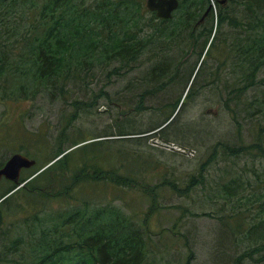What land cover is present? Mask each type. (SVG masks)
<instances>
[{
    "label": "rangeland",
    "instance_id": "rangeland-1",
    "mask_svg": "<svg viewBox=\"0 0 264 264\" xmlns=\"http://www.w3.org/2000/svg\"><path fill=\"white\" fill-rule=\"evenodd\" d=\"M140 1L145 7L147 0ZM263 1L253 0L251 9L249 0H232L226 6L210 0L206 7L213 2L214 13L220 9H237L241 16L239 22L248 25V28H237L243 34L241 43L246 46V40L250 37L255 39L259 30L264 32ZM77 2L81 4L82 0ZM98 2L86 0L81 8ZM258 3L263 4L261 9ZM134 12L137 26L131 31L139 33L138 40H152L154 44L131 64L132 68L126 67L124 61H107L105 58L100 61L93 58V67H83L77 59L73 60V68L65 75L68 79L59 83L64 88L62 95L55 90H46L51 88L38 82L21 79L16 63L22 58L24 42L21 43V39L26 34L28 22L16 11L8 17H1L3 27L0 34L3 38L0 40V53L8 51L4 56L14 72L0 80V167L15 154L34 159L37 164L23 171L21 180H24L45 167L61 151H66L63 157L67 156V165L75 164V167L69 171L56 165L48 169L54 173L49 176L51 185L46 177L38 184L49 187L52 196L49 199L39 192L24 191L7 199L1 209L4 218L0 221V259L10 255L2 261L12 264L15 259L23 258L22 255L28 257L27 242L32 240L34 244L47 234L46 231L54 232L52 229L60 220L71 221V224L57 231L54 238L64 234V243L69 247L80 240L75 237L73 221L60 219L59 214H74L84 208L83 204L75 200L73 194L71 196V190L63 197L56 198V195L66 191V187L76 179L74 175L84 169L89 172L91 167L96 171L114 172L144 185L126 188L124 192L109 187L106 196L99 193L104 189L87 185V193L80 196L82 201L89 203L103 199L84 208L91 217L102 210H114L141 232L148 246L144 264H264V250H258L264 246V185H260L253 174L264 172V161L256 148L251 149L258 127L264 130V66L259 73H254L250 86L245 76L252 67L245 64L243 68L239 53L235 55L236 59L230 60L228 52H217L215 56L222 54L220 59L223 62L219 75H212L217 62L206 59L207 63H213L210 76L207 74L209 67L205 65L201 70V64L186 93L188 82L169 87L171 93L176 92L178 96L180 91L184 95V101L171 119L155 130L156 126L164 123L170 110L156 117H146L137 132L129 135L147 132L146 136L141 141H127L121 138L125 136L121 134L128 130L121 108L124 86L127 79L145 78L144 75L159 61L156 58L162 47L159 42L165 40L163 37L158 39L160 34L156 29L159 21L155 13L146 7L143 13L139 10ZM38 13L33 16L36 18ZM7 28L15 29L19 35L8 39ZM171 51L167 50L169 58H173ZM201 79L206 83L205 87L196 86V97L201 99L196 105L195 100L190 101V108L183 112L193 86ZM23 85L28 89L11 91L26 88ZM221 88H224V97L220 94ZM244 88L243 92L241 89ZM75 112L76 118L69 123L71 114ZM259 112L262 114L257 116ZM64 130L66 137L63 139ZM241 147L248 148L245 154H231V150ZM213 152H218V156L208 166L204 180L200 181V168ZM191 177L198 179L197 184L188 195H181ZM164 180L178 184L179 191L162 186ZM261 180L264 183V175ZM233 181H236L232 186L236 193L228 196L224 186ZM95 183L100 186L108 181L95 180ZM9 184L4 182L0 185V198L10 192L13 185ZM95 189L99 192L91 194ZM97 231L101 237L111 238L133 234L132 228L112 220L98 226ZM21 237L26 248L22 247L14 257L7 249L13 240ZM79 250L72 249L67 256L76 258L73 262L66 260L65 264H78Z\"/></svg>",
    "mask_w": 264,
    "mask_h": 264
},
{
    "label": "trees",
    "instance_id": "trees-1",
    "mask_svg": "<svg viewBox=\"0 0 264 264\" xmlns=\"http://www.w3.org/2000/svg\"><path fill=\"white\" fill-rule=\"evenodd\" d=\"M97 1L99 2L86 8H81L86 4V0H82L81 4H79L77 0H0V10L3 11V13L0 14V28L3 27L1 17H8L7 15L14 11L20 13L23 19L26 18L28 22L26 34L21 39V43L24 42V51L20 55L22 58L16 63L19 65L17 71L19 75H21V79L23 78L26 81L32 80L36 84L38 82L40 85H45L44 87L46 88H51L46 90H55L62 95L64 93V88L60 87L59 83L68 79L65 75L73 68V63H71L73 60L75 61L77 59L78 63L83 67H93L95 65L94 61H92L93 58L99 61L101 58H105L107 61H124L126 67H131V64L141 58L145 51L154 44L152 40H138L139 33L131 31L132 27L137 26V22H134V18L137 17L134 10H139L142 13L145 11L146 5L144 7L142 1ZM186 1L187 4L185 8L190 11L182 13L176 20H159L157 18L159 26L156 32L158 30L160 34L158 35V39L161 37L165 39L159 42V45L162 47L159 48L161 52L156 57L157 59L159 58V61L156 62L157 64L151 67L147 74L144 75L145 78L139 77L127 79L126 81L123 89L121 108L124 110L123 116L125 117L124 120L127 122L128 130L126 134H121L125 135L121 138L127 141H130L128 139H137L136 141H141L140 139L146 136L145 134L147 132L138 133L139 135L137 136H129L130 132H137V128L141 127L142 120L144 121L146 117H156L170 110V115L164 123L158 127L156 126L154 128L155 130H159L161 128L160 126L171 119L184 100L180 91L177 96L176 92L171 93L172 89H169V87L179 86L181 82H190L198 60L201 59L206 49L208 44L207 37L204 36L199 39L194 38L196 31H194L193 28L196 26L204 11L211 6L209 5L208 8L206 7V3L209 2V0ZM220 1L221 0H216L217 4L220 5ZM231 1L232 0H227L226 5ZM252 3L253 0H249V9H251ZM262 5L263 4L258 3V8L261 9ZM35 13H38L36 18L33 16ZM168 25L170 26L168 27ZM258 28L260 27L258 26ZM7 33L10 37H8V39L15 38L19 35L15 29L10 30L7 28ZM202 33L206 32L204 31ZM178 36L179 38H177ZM254 37L255 39L250 37L248 41L246 40L247 44L245 46V43H241V38L231 36L226 39V46L223 50L216 52L210 51L206 55L207 59L209 58L218 64L215 71H212V75H219L220 68L223 65L220 59L222 54L217 57L215 56L217 52H228L230 60L235 59V55L239 53L243 68L245 64H247L249 68L252 67L250 73L245 76L246 83H250L251 86L254 73H259V70L264 66V32H260L259 30ZM2 38L3 36L0 34V40H2ZM1 46L7 47L6 45ZM167 50H172L170 54H173V58L168 57ZM7 52L8 51L3 50L0 53V55H3V57H0V80L2 77L11 75V73L14 72V70L11 69L9 60L5 57ZM98 53L100 55H98ZM127 74L128 73L124 74L123 77ZM210 75L211 71L208 76ZM196 86L205 87L206 83L202 79L199 82L197 80L187 98V104L183 112L188 110L190 101L192 102L195 100V97L198 95ZM23 87L26 88L12 89L11 91L20 92L21 90L28 89L27 85H23ZM245 89L246 88L241 90L244 92ZM227 90L229 89L227 88ZM54 93L52 96H54ZM220 94L224 97V88H221ZM220 94L218 92L219 96ZM260 114H262V112H259L257 116ZM76 116V112L72 113L69 123H71V120L76 118ZM263 131V128L258 127L255 142L252 144L251 149L256 148L258 156L264 161ZM65 132L64 130L63 139L66 137ZM247 150V147H241L231 150V154L233 156H241L245 154ZM65 152L66 151H61L51 159L48 164L42 168L44 169L43 171L40 169L29 178L21 180V183L24 184V186L21 187L23 189L16 186L18 184H12L14 188L12 187L13 189L11 188L10 192L16 188L20 190L15 191L6 199H4V197H6L7 194L2 197L3 199L0 198V221L4 218L1 209L4 207L7 199L15 195L16 192H39L38 194H44L45 199L52 197L50 195L51 191L48 190L49 187H44L38 184V182L46 177L49 178L51 185L49 176H53L54 173H52V169L49 171L48 169L55 165L66 171L75 167V164H72L70 167L67 165V156L63 157ZM217 154L218 152H213L209 159L202 164V169L200 168V181L204 180L207 168L215 161V158L218 156ZM56 159L58 160L54 162ZM253 174L260 185H264L261 180L264 172H254ZM74 176H76V179L66 187L65 192H57L56 198H59V196L63 197V194L68 195L72 192L71 196L73 194V198L80 201L84 208L86 206V208H89L90 204H94L97 201H103V199L94 200L93 203L82 201L80 196L82 193H87V185H92L95 188L97 186L99 190L104 189L105 191L103 192H99V190L96 191V189L94 192H91V194L99 192L102 196L107 195L109 187H114L124 192L126 188L144 186L138 181L117 176L114 172L106 173L102 170L96 171L91 167L89 172L84 169ZM95 180H106L108 183L99 186L95 183ZM197 182L198 179L196 177H191L187 189L181 195H188ZM235 183L236 181H233L231 184L224 186L228 196L235 195V187H232ZM161 185L169 186L179 191L178 184L172 181L164 180ZM53 199L55 198L51 200ZM84 208L76 210L74 214L73 212L65 215L59 214L61 215L59 216L60 219L69 218L73 221L75 225V227H73L75 230V237L80 239L77 243L69 247L68 243H64L66 240L64 234L60 238H54L53 236L60 229L70 225L71 221L64 222L60 220L61 222L59 221L56 224L55 221H53L55 225L52 231L54 230V232H50L49 230L46 231L47 234H44L34 244H32V240L28 241L27 247L30 251L29 256L26 257L22 255L23 258H17L11 263L65 264L66 260L73 262L76 258L67 256L68 253L72 249H80L78 251L80 253L78 264H144L148 246H146L139 230L129 225L126 220L114 210H102L96 212L94 216L91 217L90 212L88 213ZM111 220L123 223L126 228H132L133 234L130 233L126 237L116 238L101 237L97 231V227L104 226ZM33 235L36 236V234ZM11 245L12 246H9L7 250L9 253H13L14 257L18 251H21L22 247L26 248L24 238L22 237L13 240ZM258 250L263 251L264 246H261ZM6 257L9 258L11 256L6 255ZM6 257L1 258L0 263L7 264L2 261L5 260Z\"/></svg>",
    "mask_w": 264,
    "mask_h": 264
},
{
    "label": "flooded vegetation",
    "instance_id": "flooded-vegetation-1",
    "mask_svg": "<svg viewBox=\"0 0 264 264\" xmlns=\"http://www.w3.org/2000/svg\"><path fill=\"white\" fill-rule=\"evenodd\" d=\"M178 1H179V7L176 11L173 12V17L169 20H176L177 17L180 16L182 13L190 11L189 9L185 8V5L187 4L186 0H184V1L178 0ZM220 2H221L220 6H223V5L226 6L227 0H221ZM210 5L212 6V9L209 10V8H208L207 10H205L204 13L201 15V17L199 18V21L197 22L196 26L193 28L194 31H196L194 38L199 39V38H203L205 36L208 39V44L206 46V49H205L201 59L198 60V63H197V65L193 71L190 82L188 83V85L185 89V93H186V91H187V89L191 83L193 76L195 75L196 71L198 70V68L201 64H202L201 70L205 65H207V68L209 67L207 69L208 70L207 74H209V72L211 71L210 68H212L213 63H211V64H209V62L207 63L206 55L210 51L216 52V51L223 50L226 46V39L230 38L231 36L232 37L237 36L238 38H241L243 34L242 33L240 34L237 31V28L239 26H241L242 28H248L247 23H245V22L240 23L239 22L240 21L239 18L241 16H240L239 11L237 9H220L219 11H216L214 13L213 12V2L210 3ZM220 26L223 28L221 29ZM204 31L206 33H202ZM244 32H246V31H243V33ZM177 38H179V36ZM208 64L210 66H208ZM200 99H201V97H195V105L197 104V102ZM2 167H4V165ZM2 167H0V169ZM24 170H29V169H24ZM4 182H10L11 185L12 184L16 185V183H14L13 181L8 180L6 178H4L0 182V185L3 184ZM20 182H21V178H20ZM16 186H18V185H16Z\"/></svg>",
    "mask_w": 264,
    "mask_h": 264
},
{
    "label": "water",
    "instance_id": "water-1",
    "mask_svg": "<svg viewBox=\"0 0 264 264\" xmlns=\"http://www.w3.org/2000/svg\"><path fill=\"white\" fill-rule=\"evenodd\" d=\"M178 7V0H147L146 3V8L148 11L156 13L157 17L162 20L171 19L173 17V12L176 11ZM211 7L212 6L209 7V10ZM58 159H56L54 162H56ZM36 164L37 162L34 159H30L22 154H15L6 162L4 167L0 169V182L6 178L18 184V186H23V183L20 182V178L24 169H31L35 167ZM43 170L44 169L41 171ZM11 194L12 193L6 195L4 199H6Z\"/></svg>",
    "mask_w": 264,
    "mask_h": 264
},
{
    "label": "bare ground",
    "instance_id": "bare-ground-1",
    "mask_svg": "<svg viewBox=\"0 0 264 264\" xmlns=\"http://www.w3.org/2000/svg\"><path fill=\"white\" fill-rule=\"evenodd\" d=\"M147 3V2H146Z\"/></svg>",
    "mask_w": 264,
    "mask_h": 264
}]
</instances>
